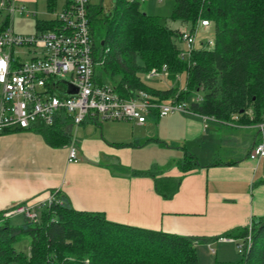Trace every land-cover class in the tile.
Here are the masks:
<instances>
[{
	"label": "trees",
	"instance_id": "16d2710c",
	"mask_svg": "<svg viewBox=\"0 0 264 264\" xmlns=\"http://www.w3.org/2000/svg\"><path fill=\"white\" fill-rule=\"evenodd\" d=\"M56 1L48 0L50 10L55 9ZM102 12L101 6L92 9L89 5L94 41L96 30L102 34L101 47L95 43L97 60L102 62L96 67L99 83L120 76L116 89L122 95L143 89L160 100L190 101L196 112L226 123L264 121V0H175L171 19L179 22L176 28L145 12L141 0H117L111 15ZM11 20L8 14L0 31ZM202 20L210 25L199 29L212 28L215 37L212 44L201 41L187 58L182 55V31H195ZM58 24V19L37 20L39 30ZM163 65L174 81L187 72L184 90L157 89L143 81L142 73L147 75ZM200 91L203 100L191 101ZM70 121H57L53 126L39 123L37 127L48 142L58 146L70 141ZM178 165L187 172L201 163L186 151ZM180 184L181 179L169 176L155 180L156 191L167 199L178 192ZM60 198L61 204L41 210L37 223L25 219L15 226L9 218L0 222V264H200L197 247L205 237L110 221L102 212L76 210L66 196L60 194ZM252 228L251 247L242 253L239 264H264V217L252 222ZM248 234L246 227L222 236L246 239ZM22 236L30 239L28 256L15 246Z\"/></svg>",
	"mask_w": 264,
	"mask_h": 264
},
{
	"label": "crops",
	"instance_id": "0c3cea01",
	"mask_svg": "<svg viewBox=\"0 0 264 264\" xmlns=\"http://www.w3.org/2000/svg\"><path fill=\"white\" fill-rule=\"evenodd\" d=\"M14 1L30 11L11 15L14 31L24 34L39 30L37 20L56 21L68 4L57 0L50 10L48 0ZM70 122V141L58 146L37 125L0 135V212L44 204L58 192L74 209L102 212L110 221L205 237L198 247L220 244L213 252L224 260L232 242L220 236L264 217V157L249 158L262 140L254 125L205 122L180 112L152 115L142 124L99 118L80 126ZM71 142L79 149L77 162L68 160ZM186 151L201 165L184 172L178 163ZM152 169L154 174L139 173ZM162 176L181 179L172 198L156 191L155 180Z\"/></svg>",
	"mask_w": 264,
	"mask_h": 264
},
{
	"label": "built area",
	"instance_id": "2783aa9c",
	"mask_svg": "<svg viewBox=\"0 0 264 264\" xmlns=\"http://www.w3.org/2000/svg\"><path fill=\"white\" fill-rule=\"evenodd\" d=\"M89 5L90 0H69L68 5L58 13L59 24L53 29L24 34L14 31L10 25L0 31V135L10 129H27L39 123L52 126L57 119L66 117L75 126H80L88 118L142 124L152 115L164 117L174 112L197 114L205 122L218 120L196 112L190 101L175 98L160 100L143 89L131 95H122L110 82L99 83L96 67L102 62L97 60L90 29ZM0 8L8 9L12 16L16 12L30 14L25 6H18L14 0H0ZM201 25L209 26L210 23L202 20L195 31L183 29L181 38L188 47L183 56H190L196 47ZM17 47L28 48L25 53L32 54V58L22 61L16 55ZM167 75V65L161 69L154 67L148 73L151 77ZM71 86L78 91L69 93ZM196 97L198 102L203 100V96ZM258 127L262 140L250 151L249 158L253 161L264 157V121L259 122ZM68 150V160L77 162L80 157L75 142H71ZM61 202L59 193L54 192L44 204L24 203L4 211L0 222L22 214L25 219L37 223L41 210ZM248 227L246 239L226 236L220 239L236 242L239 252L245 253L253 240L251 222Z\"/></svg>",
	"mask_w": 264,
	"mask_h": 264
},
{
	"label": "rangeland",
	"instance_id": "374dc122",
	"mask_svg": "<svg viewBox=\"0 0 264 264\" xmlns=\"http://www.w3.org/2000/svg\"><path fill=\"white\" fill-rule=\"evenodd\" d=\"M117 0H90L91 8H97L101 6L103 15H111L115 9ZM142 2V8L145 12H148L150 14L157 15L160 18V21L164 25H169L173 28L179 27L178 21H174L171 19V15L173 12V7L175 0H141ZM27 10H29L26 7ZM9 14L8 9L6 8H0V24H2L7 15ZM17 17V15H16ZM101 32L99 30H96L95 32V43L97 47H101ZM215 37L214 30L212 28L209 29H203L202 27L199 29V32L197 34V46L201 41L206 40H212ZM183 51L188 52V47L185 42H182L181 44ZM28 48L25 47H17L16 48V55L20 56L22 61H27L32 58V54H26L25 51H27ZM188 56V55H187ZM186 56V57H187ZM188 58V57H187ZM186 58V59H187ZM143 81H145L148 85L152 87H156L157 89H169L172 87H178L180 90H184L187 86V72L183 71L178 75L177 80H173L170 78L169 75L167 76H148L146 73L141 74ZM120 76H116L115 80H112L110 84L113 87H116L117 82L119 81ZM196 95L204 96L203 92H197ZM197 97L191 98V101L198 102ZM244 125H254L257 128H259V122L258 123H250V124H244ZM176 160H173V164ZM154 171V169H152ZM25 216L22 214H16L12 217H10V223L15 226H20L24 223ZM17 250L23 251V253L28 256L30 254V239L29 237L22 236V239L19 240L15 244ZM220 244H216L213 247H198L197 252L199 254L200 264H239V262L243 259V254L239 252V247L236 242H232L228 246L231 248L227 252V259H223L221 254H216L213 252V249L219 250ZM223 259V260H222ZM222 261V263H221ZM226 261V262H225ZM228 262V263H227ZM232 262V263H231ZM11 264H18L17 262H12Z\"/></svg>",
	"mask_w": 264,
	"mask_h": 264
},
{
	"label": "water",
	"instance_id": "95a60500",
	"mask_svg": "<svg viewBox=\"0 0 264 264\" xmlns=\"http://www.w3.org/2000/svg\"><path fill=\"white\" fill-rule=\"evenodd\" d=\"M77 91H78V89L75 87H72V86L68 89L69 93H76Z\"/></svg>",
	"mask_w": 264,
	"mask_h": 264
}]
</instances>
